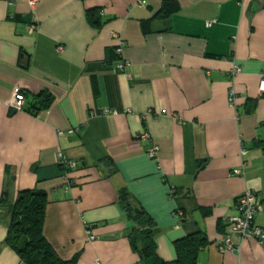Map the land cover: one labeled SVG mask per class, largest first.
<instances>
[{"label":"crops","instance_id":"obj_1","mask_svg":"<svg viewBox=\"0 0 264 264\" xmlns=\"http://www.w3.org/2000/svg\"><path fill=\"white\" fill-rule=\"evenodd\" d=\"M139 1L0 0V264H20L5 242L9 209L31 189L47 194L43 235L63 260L149 264L130 241L126 193L152 219L163 261L200 230L197 264H264L254 239L238 252L215 245L246 188L264 206V0ZM119 39L131 78L114 68ZM16 88L25 110L13 113ZM42 91L52 100L37 111Z\"/></svg>","mask_w":264,"mask_h":264},{"label":"trees","instance_id":"obj_2","mask_svg":"<svg viewBox=\"0 0 264 264\" xmlns=\"http://www.w3.org/2000/svg\"><path fill=\"white\" fill-rule=\"evenodd\" d=\"M51 100V95L42 91L33 97V107L37 111L46 109ZM22 110H25L24 106ZM176 193L177 189H174V194ZM3 201L1 199L0 203ZM121 203L127 217L135 223L131 233V236L136 237L133 247L139 250L149 264H197L198 252L208 244L202 231L197 230L177 241V258L174 262L167 263L156 252V230L152 219L126 193H123ZM46 204L47 194L44 191L31 189L18 192L9 209L5 242L18 255L20 264H76V256L63 260L46 241L43 235ZM178 211L180 212H176Z\"/></svg>","mask_w":264,"mask_h":264},{"label":"built area","instance_id":"obj_3","mask_svg":"<svg viewBox=\"0 0 264 264\" xmlns=\"http://www.w3.org/2000/svg\"><path fill=\"white\" fill-rule=\"evenodd\" d=\"M38 0H27L29 7L32 9ZM140 6H145L146 1L141 0L138 3ZM214 20L207 22V26H210ZM33 26L28 28V31L31 33L33 31ZM125 47V42L122 39H119L118 44L115 47V54L117 59L115 61L114 68L116 71L125 73L127 77L131 78L130 74L127 72L131 63L123 56V51ZM63 50L62 45L56 46V51L61 52ZM240 72V68L236 65H233L230 74L232 76L238 74ZM260 83L258 88V93L260 96H264V71L261 72L260 75ZM26 92L21 88H16L13 97L10 103V109L14 111H22V107L25 103ZM234 97L235 93L232 89L229 92V105L235 108L234 105ZM237 110V109H236ZM104 114L108 113L107 109L102 111ZM115 114V111L111 112ZM238 114V112H237ZM77 131L76 128H70L66 131H57V136L61 137L67 134H73ZM138 138L142 140H149L150 135L147 131H143ZM158 147L155 144H152L147 148V155L150 159L157 158ZM241 154L245 155L246 150L241 149ZM61 156V164L66 168H76V162L67 160L65 157ZM243 166L242 164L240 169H233L231 171L232 175H243ZM171 194H174V190H171ZM264 210V206H262L261 200L259 199V195L256 191L246 188L236 199V203L234 205V215L225 219V225L228 226L229 232L223 235L221 238L217 240L215 243L218 251L220 253L225 252H238L240 250V245L243 241L247 239H254L260 244H264V228L259 226L256 222L257 215ZM181 213L175 212V216L179 217ZM90 239H94L93 236Z\"/></svg>","mask_w":264,"mask_h":264},{"label":"water","instance_id":"obj_4","mask_svg":"<svg viewBox=\"0 0 264 264\" xmlns=\"http://www.w3.org/2000/svg\"><path fill=\"white\" fill-rule=\"evenodd\" d=\"M15 111H13V113H14ZM135 240H136V237L133 235V236H131V238H130V241H131V243H134L135 242Z\"/></svg>","mask_w":264,"mask_h":264},{"label":"rangeland","instance_id":"obj_5","mask_svg":"<svg viewBox=\"0 0 264 264\" xmlns=\"http://www.w3.org/2000/svg\"><path fill=\"white\" fill-rule=\"evenodd\" d=\"M138 245H139V242H138Z\"/></svg>","mask_w":264,"mask_h":264}]
</instances>
